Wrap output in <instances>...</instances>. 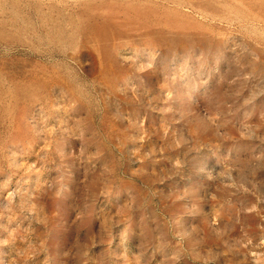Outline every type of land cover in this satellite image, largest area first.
<instances>
[{"label":"rangeland","instance_id":"1","mask_svg":"<svg viewBox=\"0 0 264 264\" xmlns=\"http://www.w3.org/2000/svg\"><path fill=\"white\" fill-rule=\"evenodd\" d=\"M0 264H264V0H0Z\"/></svg>","mask_w":264,"mask_h":264}]
</instances>
